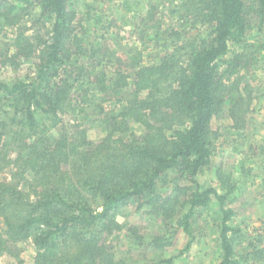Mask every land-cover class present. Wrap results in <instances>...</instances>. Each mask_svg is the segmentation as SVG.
Returning <instances> with one entry per match:
<instances>
[{"label":"trees","instance_id":"obj_1","mask_svg":"<svg viewBox=\"0 0 264 264\" xmlns=\"http://www.w3.org/2000/svg\"><path fill=\"white\" fill-rule=\"evenodd\" d=\"M11 1L0 0V36L13 35L1 64L34 66L0 80V264H27L28 241L33 264H182L214 203L219 264H264V226L251 236L227 205L233 171L218 169L219 187L199 180L222 150L215 120L241 137L240 157L264 155V0ZM127 26L136 40L124 43ZM97 122L105 134L90 139ZM240 171H253L243 156ZM133 203L169 228L146 237L121 222ZM126 227L140 249L165 252L180 229L189 240L117 259L110 239Z\"/></svg>","mask_w":264,"mask_h":264},{"label":"rangeland","instance_id":"obj_2","mask_svg":"<svg viewBox=\"0 0 264 264\" xmlns=\"http://www.w3.org/2000/svg\"><path fill=\"white\" fill-rule=\"evenodd\" d=\"M146 5L148 0H142ZM13 5L22 3L19 0H12ZM77 13L83 16V5L78 2L74 6ZM83 20V19H82ZM121 37L124 39V43L129 41H135L136 35L130 26H127L125 30L121 32ZM12 30L6 35L0 36V49L7 48L12 39ZM34 63L31 61L23 63L17 70L10 66H3L0 61V80L11 81L18 76H25L28 74ZM100 123L85 124L86 135L90 139L97 140L101 138L105 132L101 130ZM214 126L222 130L221 140L223 146L217 154L212 158L210 166L204 168L200 172L199 180L204 185L218 186L217 171L222 168L226 172L233 171L234 182H236V188L234 193L231 194L227 200V205L233 207L236 211L234 218L235 223L241 225L245 232L251 236L257 234V231L264 226V155L252 156V154H246L243 147V157L247 162L248 167H253L251 174L240 171V155L233 148L241 143V137L234 133L228 132V121L215 120ZM68 129H71V124H68ZM80 131H77L76 135ZM250 137L249 141L256 142L259 138L253 135V131L249 129L247 132ZM260 141V140H259ZM258 144L259 152L261 151V141ZM252 159H248V157ZM236 172H235V171ZM220 217L219 205L214 203L207 213H205L199 220L194 223V229L197 236V241L193 244L191 251L184 257L179 259V263L184 264H219L221 260V252L217 245L218 227L217 223ZM120 220L127 226H137L140 233L149 237L154 234H161L169 227H165L163 221L158 218L148 215L143 210L137 208V203L131 204L127 209H124L120 213ZM127 227L126 230L118 235H115L110 239V247L116 253L117 259L120 257L127 258L128 261H140L145 262L164 255H170L176 252L178 249L183 248L188 242L189 237L180 229L177 237L175 238L174 245L168 247L165 252L154 251L150 248H138L133 245L134 240L130 242L128 238ZM22 247V258L27 264H33L35 248L31 241L20 244ZM244 246V243L241 245ZM10 258V257H9ZM7 256L2 258V263H10L12 259Z\"/></svg>","mask_w":264,"mask_h":264}]
</instances>
